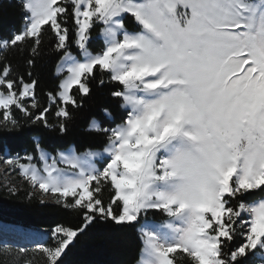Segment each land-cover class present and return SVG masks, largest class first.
I'll return each mask as SVG.
<instances>
[{
	"label": "snow or ice",
	"instance_id": "1",
	"mask_svg": "<svg viewBox=\"0 0 264 264\" xmlns=\"http://www.w3.org/2000/svg\"><path fill=\"white\" fill-rule=\"evenodd\" d=\"M18 3L21 26L0 37V162L80 223H0V254L65 264L102 225L135 231L134 264H264V0ZM94 92L107 105L84 144L10 150L33 126L67 136Z\"/></svg>",
	"mask_w": 264,
	"mask_h": 264
},
{
	"label": "trees",
	"instance_id": "2",
	"mask_svg": "<svg viewBox=\"0 0 264 264\" xmlns=\"http://www.w3.org/2000/svg\"><path fill=\"white\" fill-rule=\"evenodd\" d=\"M22 24V13L18 0H0V37L8 36L13 30ZM13 64L21 73L25 71L24 59L13 55ZM49 56H44L37 61L33 69L34 75L39 78V89L41 99L43 92L50 90L54 83V65L49 63ZM107 105V97L94 92L93 98L77 114V119L69 125V132L65 137H59L52 132H46L35 126L31 131L27 128L21 133L8 138L10 150L13 153L24 154L25 150L31 151L32 137H42L45 147H65L67 144H84L87 133L84 131L87 122L92 116L103 119L101 108ZM0 175V222L20 225L31 229H49L54 223L63 222L73 226L80 220L72 213L62 210L54 203L41 205L40 197L31 199L28 192L31 190L23 181L22 177L16 175L9 183L8 179H2ZM17 186V193L9 195L5 185ZM38 191V190H37ZM139 241L133 229H121L114 226H92L80 235L70 246L65 259V264H134L138 255ZM32 259L33 264H43L42 258L35 256L22 258L18 264H23V259ZM0 260L5 264H17L15 254H0Z\"/></svg>",
	"mask_w": 264,
	"mask_h": 264
},
{
	"label": "rangeland",
	"instance_id": "3",
	"mask_svg": "<svg viewBox=\"0 0 264 264\" xmlns=\"http://www.w3.org/2000/svg\"><path fill=\"white\" fill-rule=\"evenodd\" d=\"M5 168H6V165H4L2 162H0V175H2L1 178L2 179H8L6 181L9 183L10 181L15 179V177H16V175H18V173H6ZM1 223H5V222H1Z\"/></svg>",
	"mask_w": 264,
	"mask_h": 264
},
{
	"label": "bare ground",
	"instance_id": "4",
	"mask_svg": "<svg viewBox=\"0 0 264 264\" xmlns=\"http://www.w3.org/2000/svg\"><path fill=\"white\" fill-rule=\"evenodd\" d=\"M0 223H1V222H0ZM4 225H11V224H9V223H4ZM21 243L23 244L24 241H21Z\"/></svg>",
	"mask_w": 264,
	"mask_h": 264
},
{
	"label": "water",
	"instance_id": "5",
	"mask_svg": "<svg viewBox=\"0 0 264 264\" xmlns=\"http://www.w3.org/2000/svg\"><path fill=\"white\" fill-rule=\"evenodd\" d=\"M4 224V223H3Z\"/></svg>",
	"mask_w": 264,
	"mask_h": 264
}]
</instances>
